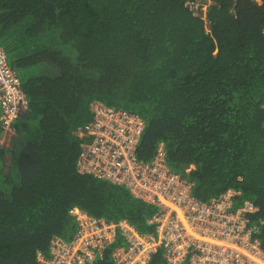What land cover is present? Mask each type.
Returning <instances> with one entry per match:
<instances>
[{
    "label": "trees",
    "instance_id": "16d2710c",
    "mask_svg": "<svg viewBox=\"0 0 264 264\" xmlns=\"http://www.w3.org/2000/svg\"><path fill=\"white\" fill-rule=\"evenodd\" d=\"M189 1L0 0V43L30 100L0 141V264H41L53 237L74 235V206L153 230V205L77 170L95 100L143 117L140 158L164 142L200 199L235 188L236 207L257 204L264 245V0H217L209 23Z\"/></svg>",
    "mask_w": 264,
    "mask_h": 264
},
{
    "label": "built area",
    "instance_id": "2783aa9c",
    "mask_svg": "<svg viewBox=\"0 0 264 264\" xmlns=\"http://www.w3.org/2000/svg\"><path fill=\"white\" fill-rule=\"evenodd\" d=\"M216 3L191 0L187 5L209 23L208 11ZM262 31L264 35V27ZM90 107L91 120L77 130L82 140L77 170L124 187L134 198L153 205V230L140 231L126 218L96 217L74 206L69 210L76 221L74 235L53 237L48 255L38 253L41 264H95L108 250L113 264H154L155 259L156 264H264L260 225L250 217L259 210L257 204L245 200L236 207L241 191L235 188L200 199L194 182L170 167L164 142L157 144L150 160L140 158L143 117L98 100ZM29 108L22 80L0 43L3 138L15 135V123Z\"/></svg>",
    "mask_w": 264,
    "mask_h": 264
},
{
    "label": "crops",
    "instance_id": "0c3cea01",
    "mask_svg": "<svg viewBox=\"0 0 264 264\" xmlns=\"http://www.w3.org/2000/svg\"><path fill=\"white\" fill-rule=\"evenodd\" d=\"M13 137L14 136H11L10 138L8 137V138H1V143L3 144V145H5V146H9V145H11V142H12V140H13Z\"/></svg>",
    "mask_w": 264,
    "mask_h": 264
},
{
    "label": "rangeland",
    "instance_id": "374dc122",
    "mask_svg": "<svg viewBox=\"0 0 264 264\" xmlns=\"http://www.w3.org/2000/svg\"><path fill=\"white\" fill-rule=\"evenodd\" d=\"M7 162H9V158H6ZM9 163H7L6 168L4 169V172L6 173L8 170Z\"/></svg>",
    "mask_w": 264,
    "mask_h": 264
}]
</instances>
